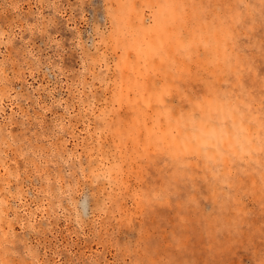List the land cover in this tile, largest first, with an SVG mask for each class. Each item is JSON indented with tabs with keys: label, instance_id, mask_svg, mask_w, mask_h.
Here are the masks:
<instances>
[{
	"label": "rangeland",
	"instance_id": "obj_1",
	"mask_svg": "<svg viewBox=\"0 0 264 264\" xmlns=\"http://www.w3.org/2000/svg\"><path fill=\"white\" fill-rule=\"evenodd\" d=\"M0 264H264V0H0Z\"/></svg>",
	"mask_w": 264,
	"mask_h": 264
}]
</instances>
